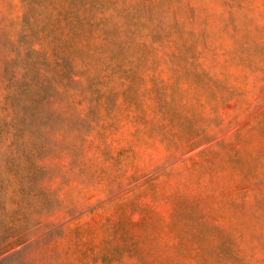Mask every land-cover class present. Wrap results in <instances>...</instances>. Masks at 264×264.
<instances>
[{"label":"rangeland","instance_id":"1","mask_svg":"<svg viewBox=\"0 0 264 264\" xmlns=\"http://www.w3.org/2000/svg\"><path fill=\"white\" fill-rule=\"evenodd\" d=\"M0 264H264V0H0Z\"/></svg>","mask_w":264,"mask_h":264}]
</instances>
